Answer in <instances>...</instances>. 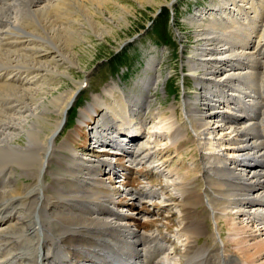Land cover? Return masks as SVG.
Returning <instances> with one entry per match:
<instances>
[{
	"label": "bare ground",
	"instance_id": "bare-ground-1",
	"mask_svg": "<svg viewBox=\"0 0 264 264\" xmlns=\"http://www.w3.org/2000/svg\"><path fill=\"white\" fill-rule=\"evenodd\" d=\"M109 4L116 14L105 17ZM211 4L190 18L197 42L182 71L195 87L191 94L183 85L179 106L171 109L183 114L181 126L163 120L142 134L146 116L133 123L149 109L148 94L162 80L153 57L135 82L143 91L125 95L112 81L80 108V146L88 149L91 136L101 151L108 150L101 155L156 169L147 139L160 128L174 146L181 127L188 130L178 151L186 142L200 150L193 177L171 179L165 171L160 188L153 189L127 176L114 189L100 168L115 174L126 167L123 159H86L55 141L83 85L69 70L78 66L75 46L89 41V33L104 38L113 30L112 18L125 21L130 9L118 0H0V264H249L264 251L261 242L249 253L237 238L227 249L206 230L208 217L228 210L264 225V0ZM63 77L73 85L59 90ZM160 195L164 202L180 198V245L157 224V217H169L162 216V206H142L136 217L124 209Z\"/></svg>",
	"mask_w": 264,
	"mask_h": 264
},
{
	"label": "rangeland",
	"instance_id": "rangeland-1",
	"mask_svg": "<svg viewBox=\"0 0 264 264\" xmlns=\"http://www.w3.org/2000/svg\"><path fill=\"white\" fill-rule=\"evenodd\" d=\"M166 1L168 2H164V4L160 6L156 3L144 2L140 5L138 1L135 0H118L120 4L126 5L130 9V12L126 13L125 21L113 17L112 24L114 27L111 33L105 34L102 39H97L92 33H89V41L84 42L82 45L75 46L74 49L78 54V66H71L69 70L74 76V79H82V84L84 85H82L81 91L77 93L69 105L66 118L63 119L56 136V144L66 143L70 147L72 145L73 150L86 159L101 155V153L97 151L98 148L92 146L90 142H86L88 149L80 146L84 138L83 135H78L76 133V127L78 126L77 119L79 118L78 112L80 108L84 107L86 103L91 100L93 94H101L102 89L112 81L117 83L119 88H121L120 90H122L125 95H133L136 92L139 93V91H143L140 89L142 87L141 85L135 86V82H137L140 77L144 76V69L150 57H153L156 63H159L158 69L162 74V80L159 82L158 88L152 89L148 94L147 104L149 109H147V111L145 110L146 112L144 111L145 113L143 115L141 113L139 118L134 119L133 123L138 124V122L143 120V117L146 116L148 119L147 125L152 124L160 126V121L164 120L166 123L163 122L169 127L181 126L180 117L182 118L183 114L179 113L180 111L178 110V114L181 116L173 115L171 109L172 107L178 108L179 101L183 95L184 86L186 87L184 91H189L190 93L194 91L195 87L194 81L188 72L186 70L182 71L184 65L183 61L186 59V56L189 55L192 45H195L197 42L194 36L195 28L190 24L192 23L190 18L211 8L213 5L211 3L214 2V0ZM109 7L110 9L108 8L109 10H105L104 12L105 17L116 14L117 8L112 7L110 4ZM184 73L188 74L185 75V79L183 78ZM72 85L73 82L70 81V79L63 77V81L59 85V90L67 89ZM108 100L111 102L110 99ZM164 110L167 111L165 114H162L161 112ZM142 129L143 127H141V130ZM181 129L178 136H182L180 139L183 140L187 138L185 134L189 131L186 129L184 130L182 127ZM161 131L162 129L160 128L159 135L147 139V145L149 147L146 152L151 154L152 165H157V170L150 169L148 164L140 160L137 161L138 163L136 165L130 164L126 161V158L121 155H101L100 157L110 159L112 157L111 160L115 162L123 159V163L126 166L128 163V166L133 165L132 167L130 166L129 178L134 176L138 181H142L141 186L143 187L150 186L153 189L160 188L158 183L163 180L162 172L164 173L165 171L166 174L169 173L168 175H171V179L178 177L181 179L183 177H193L191 171L198 164L197 159L199 158L200 150L195 151L194 147L186 142L184 145L182 144L181 151H178L180 148L178 149L177 147H180L178 145L181 144V140L179 139L176 143L177 145L174 146L173 143L175 140L171 141L172 137H169V133L165 130L164 132ZM70 135H74L75 140L72 141ZM189 135H191L190 132ZM156 143L159 147L156 146ZM54 166L56 167V165L53 164V167ZM121 168L122 167L116 168L120 176L122 175ZM100 169L104 171V167ZM140 171H142V174L144 173L141 176L140 174L138 175ZM101 177L103 179L106 178L105 181H107V184L114 189L118 187L120 178L111 177L108 173H104ZM48 180L51 179L48 177ZM115 180H117V182H113ZM141 190L144 191V193L146 192V190ZM165 191L168 193L174 192V190H170V187ZM124 196L125 198H129L127 195H121V197ZM161 196L162 195H160V199L158 197L143 198L135 205L126 206L124 209H130L126 211L129 213L131 212V214L136 217V210L142 206H151L150 208H154L155 204L162 206V216L166 214L169 217H157L159 219L157 224L160 229L169 232L173 240H176H174V242L180 245V240L176 237V223L179 219V215L182 214L179 206L180 198L172 202H164L165 195L162 196L163 199ZM129 203H131V201H129ZM134 206L137 208H134ZM156 206L157 205H155V207ZM230 211L231 210L219 212L217 216L211 215L208 217L206 220V230H208L210 236L215 238L217 244L227 249H233L236 245V241L234 242L232 238H237V240L241 242V246L243 248L245 247V250L247 249L248 252L251 253L255 245L264 242V229H261L264 225H262V223L258 224L253 222L254 220L248 218L246 215H241L237 212L235 214V212ZM155 217L156 216L153 215L148 218L153 219ZM148 218L140 217L139 220L141 219L144 221ZM128 221L130 225L133 224L132 220ZM204 240L205 239L202 238L199 243L201 244ZM171 248L172 246L170 250ZM172 254L173 257L176 256L175 258H177L176 252ZM249 264H264V251L254 255L252 262Z\"/></svg>",
	"mask_w": 264,
	"mask_h": 264
}]
</instances>
